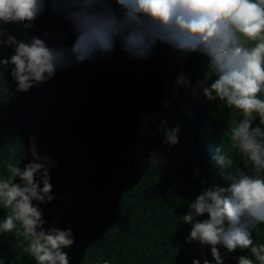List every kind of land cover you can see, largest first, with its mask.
Returning a JSON list of instances; mask_svg holds the SVG:
<instances>
[{
  "label": "trees",
  "instance_id": "1",
  "mask_svg": "<svg viewBox=\"0 0 264 264\" xmlns=\"http://www.w3.org/2000/svg\"><path fill=\"white\" fill-rule=\"evenodd\" d=\"M5 27L24 38L21 25ZM27 31L51 33L50 44L73 41L70 22L50 6ZM65 33L67 39H59ZM11 51L0 47V55ZM201 67L198 54L182 57L158 42L148 59H129L117 45L102 61L58 70L23 93L0 68V172L4 160L20 159L35 134L39 152L55 164L50 172L56 196L40 207L47 224L72 227L75 242L66 249L71 264H191L207 254L197 242H185L182 213L201 180L224 184L228 169L217 163L216 149L220 141L230 148L227 126L238 112L191 91L179 90L173 99L172 88H165L181 70L195 81ZM165 116L181 124L180 142L172 148L153 135V120ZM196 168L199 179L192 176ZM260 228L254 236L264 242ZM24 247L14 234L0 237V253L10 264H34Z\"/></svg>",
  "mask_w": 264,
  "mask_h": 264
},
{
  "label": "clouds",
  "instance_id": "2",
  "mask_svg": "<svg viewBox=\"0 0 264 264\" xmlns=\"http://www.w3.org/2000/svg\"><path fill=\"white\" fill-rule=\"evenodd\" d=\"M49 6L70 22L71 44L48 43L49 32L29 35ZM9 23L21 25L24 38L9 31ZM158 42L182 57L196 53L202 60L195 81L181 70L165 86L172 88L173 99L179 90L191 91L238 112L227 126L230 148L220 141L216 149L217 163L228 169L224 184L201 180L182 213L185 242L207 249L191 264H264V242L254 236L264 225V0H0V47L12 49L0 55V68L16 92L39 87L58 70L102 61L117 45L129 59H148ZM163 106H170L167 98ZM153 123L161 145L180 142L179 122L172 125L165 116ZM152 156L157 158L155 150ZM54 166L39 152L33 134L20 159L4 160L0 172V237L22 238L34 264H71L66 249L75 242L72 227H59L55 220L47 224L40 207L56 196ZM200 171L192 176L199 179ZM0 264H10L9 256L0 253Z\"/></svg>",
  "mask_w": 264,
  "mask_h": 264
}]
</instances>
